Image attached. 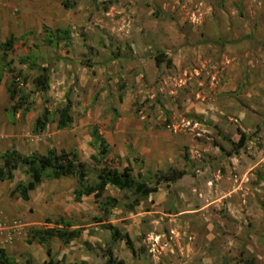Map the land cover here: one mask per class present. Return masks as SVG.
Segmentation results:
<instances>
[{"label": "rangeland", "instance_id": "1", "mask_svg": "<svg viewBox=\"0 0 264 264\" xmlns=\"http://www.w3.org/2000/svg\"><path fill=\"white\" fill-rule=\"evenodd\" d=\"M57 30L69 37L49 42ZM12 36L0 155L75 151L91 183L104 167L153 181L185 174L146 198L108 187L77 201L78 180L62 178L23 201L16 173L0 182V248L13 264H264V0H0V44ZM8 68L29 78L25 115L13 113ZM38 68L47 92L32 84ZM68 97L73 123L60 130ZM40 116L47 129L34 133ZM64 223L79 237H35Z\"/></svg>", "mask_w": 264, "mask_h": 264}, {"label": "trees", "instance_id": "2", "mask_svg": "<svg viewBox=\"0 0 264 264\" xmlns=\"http://www.w3.org/2000/svg\"><path fill=\"white\" fill-rule=\"evenodd\" d=\"M56 38L53 33H50L49 42L66 40L68 31L57 30ZM52 39V40H51ZM17 38L12 36L0 44V49L4 51L0 55V62L6 63L8 52L13 50ZM23 64L28 65L27 61L23 60ZM30 67H37L35 64ZM9 67V66H8ZM40 74L32 84L37 91L47 92L50 86V75L48 69L38 68ZM7 72L11 75V80L7 88V94L10 101L13 103V113L22 111L25 114L31 112L33 103L29 101V94L23 89L29 82L27 75L22 72L16 73L14 68H8ZM3 81V74L0 73V87ZM48 120L46 116L37 118L34 125V133H41L47 129ZM73 123L72 117V102L67 98L65 106L58 111L57 126L60 130L69 128ZM93 139L96 144L100 145V155L105 157L109 154V146L105 138H103L96 128L93 130ZM241 146L245 145V136L240 139ZM23 174L27 180L20 181L16 184L13 195H18L23 201H28L31 193L38 188L44 181L59 180L62 178H75L78 180L79 188L76 191L77 201H81L83 197L95 195L96 197H104L108 187H114L120 191H129L141 198H146L158 191V188L163 183H175L184 177V172H172L161 176L157 181L152 179H140L135 176L131 169L119 171L110 167L100 169L95 177L94 182H90L88 168L85 163L81 162L78 154L75 151H57L49 149L45 154L34 153L24 155L16 149H11L0 155V182H14L16 173ZM151 182H154L151 184ZM116 199L105 197L104 205L113 207L116 204ZM137 205V204H135ZM64 229H47L35 232L39 242H47L52 238H57L63 243H69L73 239L79 237L78 230H67L72 227L70 223H64ZM114 240H126L129 243L128 236H123L118 229L111 228ZM0 264H13L12 259L7 255L6 251L0 248Z\"/></svg>", "mask_w": 264, "mask_h": 264}, {"label": "crops", "instance_id": "3", "mask_svg": "<svg viewBox=\"0 0 264 264\" xmlns=\"http://www.w3.org/2000/svg\"><path fill=\"white\" fill-rule=\"evenodd\" d=\"M6 41V40H5Z\"/></svg>", "mask_w": 264, "mask_h": 264}]
</instances>
